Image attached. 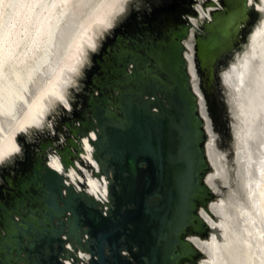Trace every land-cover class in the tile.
Segmentation results:
<instances>
[{
	"label": "clouds",
	"instance_id": "1",
	"mask_svg": "<svg viewBox=\"0 0 264 264\" xmlns=\"http://www.w3.org/2000/svg\"><path fill=\"white\" fill-rule=\"evenodd\" d=\"M200 2L202 5L203 0ZM214 2L224 9L218 0ZM257 2L250 0L257 19L246 35L241 33L236 51L217 72L227 136L216 131L219 167L211 170L210 183L205 176L210 198L202 207L199 204L195 213L206 235L193 232L185 236L200 241L198 246L187 242L200 255L198 264H264V45L253 44V37L264 33V3L257 8ZM131 3L132 0H0V137L13 135L16 141L11 152L0 153V168L17 157L23 158L24 146L18 142L21 135L26 143L34 141L32 130L56 135L57 118L74 111L73 104L83 90L87 73L95 66L93 57L100 55L106 41L127 18ZM197 15L191 25L201 33L205 25L213 23V10L211 6H201ZM186 17L194 16L185 15L183 19ZM190 31L191 27L188 34ZM187 39L197 36L187 35ZM190 47L183 44V48ZM36 109L39 111L34 116ZM89 133L96 142V132ZM59 143H65L63 136ZM82 143L87 144V139ZM95 151L89 147L93 160L88 167L94 178L87 183H77L71 166L65 171L62 156L55 150L48 154L46 166L64 177V184L77 194L84 193L102 205L107 217L113 174H101ZM53 161L58 166L53 167ZM62 194L66 196L67 191ZM62 239L67 241V236ZM88 239L86 234L84 240ZM65 248L73 251L70 243ZM121 254L130 258L126 250ZM76 256L80 264H89L92 259L83 250L76 251ZM70 261L74 264L72 259H61V264Z\"/></svg>",
	"mask_w": 264,
	"mask_h": 264
},
{
	"label": "water",
	"instance_id": "2",
	"mask_svg": "<svg viewBox=\"0 0 264 264\" xmlns=\"http://www.w3.org/2000/svg\"><path fill=\"white\" fill-rule=\"evenodd\" d=\"M143 1L132 0L129 14L138 11L141 8L140 3ZM240 1L241 9L235 8L229 13L236 20L232 28L234 32L238 31V24L247 14V10L251 15V24L255 22L258 15L250 6H245L247 0ZM220 32L222 39L216 45L212 36L214 31L204 41L203 45L207 49L201 51L199 56L203 61L202 64L207 59H212L217 53L215 49L224 44L227 26ZM235 49L229 51L230 55ZM194 67H197L195 63ZM186 69L191 77L188 63ZM192 80L193 77L189 85L186 77L183 88H180L176 83L170 92H164L160 96L155 91L145 92L147 99L135 98L139 104L133 103L129 98L120 99L118 107L122 112L121 115L111 112V110L107 113L104 109H96L93 119L97 128L93 131L96 132L98 140L94 142L90 139V143L96 150L95 159L100 162L101 174L105 176L110 172L113 174L110 184L111 203L108 205V216L105 217L102 214L100 204L93 198L84 193L77 194L72 187L64 185L62 176L57 175L44 165L45 174L42 175V182L45 186L43 196L46 206L50 208L49 194L55 192L62 204L61 211L71 213V218L67 223L68 232H65L67 241L61 238L64 234L63 229L52 237L49 234H40L39 240L34 239L33 244H29V242L26 249L21 250L24 251L26 257L18 255V251L14 255L12 254L13 248L7 242L17 236L14 233L17 229V222L10 215L13 221L12 224L8 223L9 215L2 214L0 216V221L3 223L2 228L9 234L8 240H4L0 234V251H3L4 264L11 263L10 259L20 260L24 264H43L38 261L37 255L39 257L49 256L48 261H45L44 264H61L60 258L69 257L75 264L77 261L74 253L76 248L91 254L92 259L89 264H163L170 252L168 247L171 234L169 228H174V235H176L175 232L188 220L186 214L192 203L189 193L193 188V181L195 182L191 175L192 143L193 140L194 142L197 140L195 137L197 126L199 122L202 123V131H200L203 138L206 137L204 141L205 159L202 158L205 174L209 169H212L206 153L207 126L209 125L214 134L216 145V131H222L227 136V131L224 128L225 107L220 102V89L217 88L219 95H216L214 106L220 111L222 122L221 128H216L212 118L214 107L201 92L198 79L195 80L196 87ZM197 96L199 112L200 102H203L208 122L201 112L200 119L197 118ZM154 109L156 111H153ZM88 135L89 130L84 128L79 134L76 144L81 143V138ZM19 139L21 141L25 137ZM79 149L81 150V148ZM65 153L68 159L71 152L67 149ZM62 161L64 165L73 164V161H68L65 158H62ZM142 164L146 167H141ZM202 187L208 198L205 180ZM63 189L67 191L66 196L62 194ZM153 196H156L157 199L151 203L149 199ZM47 217L50 218L49 213H47ZM64 224L62 223L63 226H65ZM128 224L135 231L132 238L130 235V237L126 236V240L130 238L133 241L125 243V250L129 253L130 258L121 254L123 246L121 237L126 233L124 229ZM19 228L17 230H21ZM79 229H81L80 233L77 232ZM71 233H74L73 240L69 239ZM84 234L89 237L86 241L82 239ZM66 242H70L74 250L60 256ZM190 242L194 244L192 241ZM106 250L108 254H106ZM198 259H200V255Z\"/></svg>",
	"mask_w": 264,
	"mask_h": 264
},
{
	"label": "flooded vegetation",
	"instance_id": "3",
	"mask_svg": "<svg viewBox=\"0 0 264 264\" xmlns=\"http://www.w3.org/2000/svg\"><path fill=\"white\" fill-rule=\"evenodd\" d=\"M155 1L156 3L151 2L134 13L129 14L128 12L127 18L104 44L100 55L93 57L95 66L87 73V80L83 82V90L73 104L74 111L71 115L64 114L61 118H57L56 135L53 136L50 133L37 135L32 143H26L25 139L21 140V145L24 146L23 158L17 157L7 167L1 168L0 216L2 214L9 215L7 222L12 224V221L15 220L17 229L19 227L21 229L14 231L17 236L13 240H8L9 234L3 230V223L0 221V234L4 240H8L7 244L13 248L12 254L16 255V251H18V255L26 257L24 251L21 250H25L26 245L33 244L34 239L39 240L40 234L45 233L52 237L63 229L62 238L66 236L65 232H68L67 223L71 215L61 211L62 204L55 192L49 194L50 208L46 206L43 196L45 186L42 182V175L45 174L43 167L46 165L48 151L55 150L68 161L79 159L80 156H77V153L80 154L81 150L78 147L79 143L76 144L77 138L84 128L91 131L97 128L93 119L96 109H104L107 113L111 110V112L121 115L122 112L118 107L120 99L129 98L133 103L139 104L135 98L147 99L145 92L155 91L160 96L164 92H170L176 83L180 88H183L186 77L187 83L190 85L191 77L186 69L187 61L184 56L185 48H183L185 43L181 40L187 38L190 25L186 19L191 18L183 19V17L185 15L195 17L194 2L197 0ZM220 1L226 4V0ZM232 1L233 9H229L227 13H231L237 8L236 0ZM248 12L239 22L237 32L232 29L236 20L231 16L227 21L224 44L217 47L216 55L212 59H207L203 64L199 57L200 48L198 44L194 43L193 61L197 66L195 71L198 84L201 92L214 107L212 118L216 128H221L222 122L221 113L214 106L216 95H219L217 88L220 89L217 72L220 65L225 63L230 56L229 51L235 49L237 42L242 39L241 33L247 34L252 20ZM204 31L207 29L203 28L201 33L195 32V35L202 37ZM206 49L204 45V50ZM198 99L197 96L196 115L200 119ZM77 106H79L78 110ZM208 114L211 115L209 112ZM77 122H79V126H77ZM202 126V123L199 122L195 135L197 140L196 142L193 140L192 143L191 175L195 182L193 181V188L189 193L192 203L186 214L188 220L186 224L179 227L175 232L176 235H174V228H169L171 233L168 243L170 252L163 264H196L199 254L187 243L191 241L189 238L192 236H185L193 232L206 235V230L195 214L197 206L199 204L201 206V203L208 199L202 187L205 176L202 158L205 159L204 141L206 138H203L201 133ZM61 136L65 138L64 144L59 143ZM67 149L71 152V155L68 156L69 159L66 158L65 150ZM156 199L157 197L153 196L149 201L152 203ZM47 213L50 218L47 217ZM62 223H65V226ZM80 230L77 232L80 233ZM124 231L126 233L121 237L123 244L121 251H125L126 241L133 242L130 238L126 240V236L130 235L132 238L135 232L129 224ZM73 237L74 233H71L69 239L73 240ZM134 249L136 248L134 247ZM37 258L44 264L45 261H48L49 256L39 257L37 255ZM4 262L1 250L0 264H4ZM10 262L8 264H24L20 260L10 259Z\"/></svg>",
	"mask_w": 264,
	"mask_h": 264
},
{
	"label": "bare ground",
	"instance_id": "4",
	"mask_svg": "<svg viewBox=\"0 0 264 264\" xmlns=\"http://www.w3.org/2000/svg\"><path fill=\"white\" fill-rule=\"evenodd\" d=\"M213 1V0H212ZM229 2L228 3H226V4H223V6L226 8L227 6L229 7H231L232 5H231V2L233 3V1L232 0H228ZM146 2H147V4H150L151 2H153V3H156V1L155 0H144L143 2H141L140 3V7L141 8H143L145 5H147L146 4ZM161 2V1H160ZM210 2V3H209ZM214 3V4H213ZM213 3H211V1L210 0H203V4L201 5V2H200V0L198 1V5H196L195 7V11H196V13L198 14L199 13V9H200V7L202 6V7H204V8H208L209 6H211V8H212V10H214L215 8H214V5L216 4L214 1H213ZM258 4V6H257V8H259L260 7V4L261 3H264V0H258V2H257ZM136 4V3H135ZM138 4H139V2H138ZM217 5V4H216ZM130 6V5H129ZM128 6V12H130V7ZM230 7H229V9H230ZM228 9V10H229ZM233 9V7L231 8V10ZM229 17H231L230 16V14L228 15ZM192 19H198V15L197 16H195V17H191V18H189L188 20H189V23H190V25H191V20ZM213 19L215 20V22H214V26L212 27V26H210L211 27V29L210 30H212V31H214V35H212L213 37H214V39H215V43L216 42H218L219 40H220V29L219 28H222L223 30H224V28H225V23L229 20L228 18H218L217 19V17H216V15H215V17L213 16ZM221 19H223V20H221ZM199 22V21H198ZM191 27V31L189 32V36L191 37V36H195V30H196V25H191L190 26ZM209 30V31H210ZM216 30V31H215ZM211 31V32H212ZM211 32H209L208 34H210ZM208 37H209V35H208ZM185 44H189L191 47L190 48H185V52H184V56H185V59H186V61H187V63H188V65H189V71H190V73H191V78L193 77V82H194V86L196 87V82H195V80L197 79V76H196V71H195V67H194V63H193V55H194V43H196V44H198L199 43V47H200V51H203L204 50V45H203V43H204V41H198V42H196V39H192V40H188L187 38L185 39V41H183ZM253 44H254V46H261V45H264V37H261L259 40H257L256 39V36H254L253 37ZM236 51V49L233 51V52H235ZM201 53V52H200ZM225 81H226V83L229 81V77L228 76H226L225 77ZM197 90V89H196ZM197 92L199 93V91L197 90ZM201 104H200V106H201V108H200V112H201V115H203L204 116V118L206 119V121L208 122V118H207V116H206V113H205V110H204V106H203V102H200ZM38 109H36L35 111H34V113H33V115L34 116H36L37 115V113H38ZM31 122V121H30ZM233 130L235 131V125H233ZM33 131H35L36 133H39L37 130H32V132ZM89 131H91V130H89ZM93 131V130H92ZM95 134V133H94ZM91 135L92 134H90L89 133V135L88 136H84V137H82L81 139V144H82V147H81V151H80V154H79V159H76V160H73V164H67V165H65V171H67L68 170V167L69 166H71L72 168H73V170L76 172V174H77V177H78V179H77V183H79L80 182V180H84L86 183L87 182H89V181H92L93 180V173L89 170V165L90 164H92V160H93V157H92V154L91 153H89L88 152V150H89V147H92V148H94L93 147V145L90 143V139H91ZM213 133H212V131H211V129H210V127H209V125L207 126V139H206V153H207V157H208V159H209V162H210V164H211V167H212V169L213 168H217L218 169V167H219V156L221 155L219 152H218V150H217V145H216V143H215V141H214V137H213ZM21 136H23V135H21ZM20 136V137H21ZM89 136H90V138H89ZM84 139H87V141H88V143L87 144H83L82 142H83V140ZM15 139H14V137H13V135H8V134H5L4 136H2V137H0V153H3V152H11L12 151V149L15 147ZM18 142H19V138H18ZM20 143V142H19ZM50 152L48 151V153H47V155L49 154ZM53 155H58L57 153H52ZM69 159V158H68ZM60 162H62L63 163V161H62V157H61V160H60ZM212 169H209L210 170V172H207L206 174H205V176H207V179H208V182L210 183L212 180H213V176L210 174L211 173V170ZM45 173V172H44ZM205 176H204V178H205ZM63 178V183H64V177H62ZM65 185V184H64ZM82 187L83 186H86V185H81ZM65 190L63 189L62 190V193L64 192ZM103 208H101V212H102V214H103ZM84 236H85V234H84ZM83 236V237H84ZM193 243H194V245H199L200 244V241H199V239L197 238V237H190L189 238ZM66 243H68V242H66ZM65 243V244H66ZM65 244L63 245V251L61 252V254H60V256H62V255H66V253L65 252H69L70 253V251H68L66 248H65ZM71 244V243H70ZM72 245V244H71ZM72 249L74 250V248H73V246H72ZM78 250H81V249H79V248H76V251H78ZM75 251V252H76ZM71 252H73V251H71ZM77 257V256H76ZM78 258V257H77ZM62 258H60V260H61ZM199 260V259H198ZM69 264H72V262H69Z\"/></svg>",
	"mask_w": 264,
	"mask_h": 264
},
{
	"label": "rangeland",
	"instance_id": "5",
	"mask_svg": "<svg viewBox=\"0 0 264 264\" xmlns=\"http://www.w3.org/2000/svg\"><path fill=\"white\" fill-rule=\"evenodd\" d=\"M198 1L199 0H197V2L195 1L194 3H195V5L194 6H196V5H198L197 3H198ZM211 1V3H213V1L212 0H210ZM218 2H219V4H223L220 0H218ZM229 1L228 0H226V3H228ZM210 3V2H209ZM216 3V2H215ZM214 4V3H213ZM217 4V3H216ZM214 5V10H213V16L215 17V15H216V17H217V19L218 18H228V19H230L231 17H229L228 15H229V13H227L229 10V7L227 6L226 8L224 7V9L223 8H221V7H218L217 5ZM258 4V3H257ZM256 4V7L258 6ZM232 5H233V3H232ZM235 6L240 10L241 8V1L240 0H236V2H235ZM245 6L246 7H248V6H250V0H247V4H245ZM232 8V6L230 7V9ZM250 8H252V7H250ZM252 10H253V8H252ZM248 11V10H247ZM231 16V15H230ZM221 20H223V19H221ZM207 21H205V23H206ZM214 22H215V20H213V23L212 24H210V25H205L204 26V28L205 29H207V31H204V33L202 34V37L201 36H198L197 37V39H196V42H198L199 40L200 41H203V39H207V37H208V33L209 32H211L212 30H210L211 29V27L210 26H214L213 24H214ZM228 24H227V22L225 23V26H227ZM220 29V28H219ZM210 30V31H209ZM189 31V30H188ZM195 32H196V30H195ZM207 35V36H206ZM196 36V35H195ZM204 36H206V37H204ZM205 41V40H204ZM218 42H216L215 43V45L217 44ZM198 47H199V43H198ZM200 48V47H199ZM55 113L53 114V120H54V118H55ZM60 118L62 117V115L61 116H59ZM54 126V125H53ZM32 135L34 136V138L38 135V136H40L41 134H39V133H36L35 131H33L32 132ZM21 137H24V136H21ZM20 138V137H19ZM20 140V139H19ZM20 142V141H19ZM20 144H21V142H20ZM0 170H1V168H0ZM208 172H210V170H208ZM210 197H208V199H209ZM207 199V200H208Z\"/></svg>",
	"mask_w": 264,
	"mask_h": 264
},
{
	"label": "snow or ice",
	"instance_id": "6",
	"mask_svg": "<svg viewBox=\"0 0 264 264\" xmlns=\"http://www.w3.org/2000/svg\"><path fill=\"white\" fill-rule=\"evenodd\" d=\"M261 37H264V33L258 32L257 35H256V39L259 40ZM52 166L53 167L58 166V162L57 161H53L52 162Z\"/></svg>",
	"mask_w": 264,
	"mask_h": 264
},
{
	"label": "built area",
	"instance_id": "7",
	"mask_svg": "<svg viewBox=\"0 0 264 264\" xmlns=\"http://www.w3.org/2000/svg\"><path fill=\"white\" fill-rule=\"evenodd\" d=\"M100 207L101 208H103V206L102 205H100ZM86 252V251H85ZM75 253V256H76V252H74ZM67 259H72L71 257H69V258H64V260H67ZM73 260V259H72ZM71 262V261H70ZM75 264H80V261H79V258H77V261H76V263Z\"/></svg>",
	"mask_w": 264,
	"mask_h": 264
}]
</instances>
